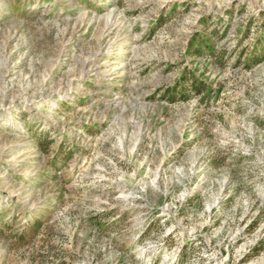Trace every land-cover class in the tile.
Wrapping results in <instances>:
<instances>
[{"label":"rangeland","instance_id":"1","mask_svg":"<svg viewBox=\"0 0 264 264\" xmlns=\"http://www.w3.org/2000/svg\"><path fill=\"white\" fill-rule=\"evenodd\" d=\"M263 43L264 0H0V264H264Z\"/></svg>","mask_w":264,"mask_h":264},{"label":"trees","instance_id":"2","mask_svg":"<svg viewBox=\"0 0 264 264\" xmlns=\"http://www.w3.org/2000/svg\"><path fill=\"white\" fill-rule=\"evenodd\" d=\"M262 49H264V43L262 44ZM261 57L262 58L264 57V52H262ZM248 60H249V62L253 63L255 60V56L254 57L251 56ZM170 93H171L170 89H166L164 92V95H165L164 97H167L168 95H170Z\"/></svg>","mask_w":264,"mask_h":264}]
</instances>
